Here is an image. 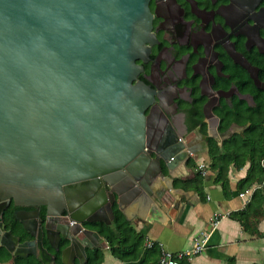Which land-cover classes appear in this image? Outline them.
I'll list each match as a JSON object with an SVG mask.
<instances>
[{
  "label": "water",
  "instance_id": "95a60500",
  "mask_svg": "<svg viewBox=\"0 0 264 264\" xmlns=\"http://www.w3.org/2000/svg\"><path fill=\"white\" fill-rule=\"evenodd\" d=\"M148 1L0 0V247L13 258L55 264L44 238L56 252L67 244L62 264H83L86 249L108 250L84 224L110 225L114 204L140 216L167 206L174 190L163 165L171 171L194 149L136 78L153 41ZM235 61L264 92L258 69ZM202 114L206 134H195L218 143L231 136V126L219 136L210 101ZM11 203L29 240L6 229Z\"/></svg>",
  "mask_w": 264,
  "mask_h": 264
},
{
  "label": "flooded vegetation",
  "instance_id": "af4514ba",
  "mask_svg": "<svg viewBox=\"0 0 264 264\" xmlns=\"http://www.w3.org/2000/svg\"><path fill=\"white\" fill-rule=\"evenodd\" d=\"M148 6L153 41L146 44L145 61H136L142 68L136 78L155 92L151 106L162 109L174 132L189 135L200 127H192L197 108L203 122L206 102L217 116L222 105L242 100L231 87L249 95L239 90V78L249 75L235 60L243 58L258 73L264 67V0H149ZM216 92L217 99L212 96ZM155 120L160 119L154 112ZM38 214L44 220L45 208Z\"/></svg>",
  "mask_w": 264,
  "mask_h": 264
},
{
  "label": "trees",
  "instance_id": "16d2710c",
  "mask_svg": "<svg viewBox=\"0 0 264 264\" xmlns=\"http://www.w3.org/2000/svg\"><path fill=\"white\" fill-rule=\"evenodd\" d=\"M258 74L261 82H264V67ZM239 90L249 93L254 103L248 105L245 101L235 100L231 106L222 105L217 110L220 119L218 132L220 135L226 134L231 125L246 126L241 135H232L222 141L220 146L213 138H207V156L209 158L208 168L215 174L214 183L219 185L225 198L229 196L228 172L231 166L235 169L242 168L249 164L246 176L238 181L237 192L244 193L254 184L258 188L252 193L250 201L242 211L229 215L230 219L238 222L244 232L250 236H259L257 231L258 221L264 217V92L256 89L248 76L239 78ZM193 125L200 126L205 133V124L202 122L200 107L196 109ZM188 166L194 167L191 161ZM202 177L196 173L191 180L185 181L184 188H191L203 199ZM18 208L11 203L3 216L6 229L13 235H17L21 242L28 240L27 234L22 230L20 224L15 219L14 214ZM113 221L110 225L103 223L87 224L89 229L96 232L107 244V252L114 259L124 264H159L160 248L154 243L152 248H144V237L137 233L114 204L112 207ZM44 248L52 251L51 247L44 241ZM54 254L55 264L61 263V251ZM106 251V250H105ZM104 250H85L86 260L83 264H103ZM41 264L33 256L14 257L3 247H0V264ZM74 264H80L75 260ZM179 264H189L183 260ZM224 264H235V259L230 258Z\"/></svg>",
  "mask_w": 264,
  "mask_h": 264
},
{
  "label": "crops",
  "instance_id": "0c3cea01",
  "mask_svg": "<svg viewBox=\"0 0 264 264\" xmlns=\"http://www.w3.org/2000/svg\"><path fill=\"white\" fill-rule=\"evenodd\" d=\"M245 128L246 126L233 124L228 132L231 137L234 134L241 135ZM206 131L205 125V133L202 131L200 133L205 135ZM190 138L194 149L193 156L187 161H181L171 171L163 165V174L172 177L174 190L166 193L167 206L160 207L151 215L148 212L144 216H140L135 206H130L126 210V215L122 214L144 239L150 238L170 251L190 249L194 237L201 233L209 234L206 248L189 260V264H224L230 258L235 259V264H264V217L258 221L256 228L259 236L248 235L238 222L229 217L232 213L242 211L250 201L254 190L258 188V185L254 184L244 193L237 192V183L246 176L249 164L246 163L240 169L230 167L229 196L225 198L220 186L214 183L215 174L208 168L206 140L211 137L203 140L193 132ZM222 141L218 143L219 146ZM188 161L195 166H188ZM200 164L206 166L205 175L201 176L202 200L191 188H184L185 181L191 180L196 173H199ZM161 186H165V183H161ZM215 214L227 215V217L221 219L214 227L211 220ZM6 264H11V261ZM103 264L124 263L112 258L106 250Z\"/></svg>",
  "mask_w": 264,
  "mask_h": 264
},
{
  "label": "built area",
  "instance_id": "2783aa9c",
  "mask_svg": "<svg viewBox=\"0 0 264 264\" xmlns=\"http://www.w3.org/2000/svg\"><path fill=\"white\" fill-rule=\"evenodd\" d=\"M261 165L264 166V161L261 162ZM198 172L201 176L205 175L206 172V166L204 164H200L198 166ZM227 217V215H219L215 214L212 217V225L215 227L217 223ZM209 239V234L201 233L200 235H197L193 239V244L190 249L187 250H180V251H170L167 249L162 248L160 245L158 247L160 248V254L158 263L159 264H179L181 261L186 260L189 261L193 257L199 255L204 249L206 248L207 242ZM156 243L154 240L150 238H146L144 241V248L150 249L152 246Z\"/></svg>",
  "mask_w": 264,
  "mask_h": 264
},
{
  "label": "rangeland",
  "instance_id": "374dc122",
  "mask_svg": "<svg viewBox=\"0 0 264 264\" xmlns=\"http://www.w3.org/2000/svg\"><path fill=\"white\" fill-rule=\"evenodd\" d=\"M113 258V257H112Z\"/></svg>",
  "mask_w": 264,
  "mask_h": 264
}]
</instances>
